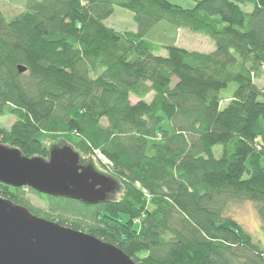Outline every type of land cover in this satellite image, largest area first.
<instances>
[{
    "label": "trees",
    "instance_id": "16d2710c",
    "mask_svg": "<svg viewBox=\"0 0 264 264\" xmlns=\"http://www.w3.org/2000/svg\"><path fill=\"white\" fill-rule=\"evenodd\" d=\"M22 4L8 18L0 1V116L17 119L0 127V142L48 158L49 141L62 138L96 157L123 193L90 205L0 183V196L137 264H264V247L227 212L252 200L264 228V92L255 82L264 0ZM118 7L130 9L135 30L106 24ZM183 29L215 49L179 46Z\"/></svg>",
    "mask_w": 264,
    "mask_h": 264
},
{
    "label": "water",
    "instance_id": "95a60500",
    "mask_svg": "<svg viewBox=\"0 0 264 264\" xmlns=\"http://www.w3.org/2000/svg\"><path fill=\"white\" fill-rule=\"evenodd\" d=\"M26 66H19L20 73ZM48 158L25 156L0 142V183L75 199L90 205L111 198L115 179L82 164L71 144L53 146ZM0 264H137L97 236L33 214L0 196Z\"/></svg>",
    "mask_w": 264,
    "mask_h": 264
},
{
    "label": "rangeland",
    "instance_id": "374dc122",
    "mask_svg": "<svg viewBox=\"0 0 264 264\" xmlns=\"http://www.w3.org/2000/svg\"><path fill=\"white\" fill-rule=\"evenodd\" d=\"M0 1H1V7L8 16V18L17 15L18 13H20V10L23 9L22 0H0ZM168 1L190 9L193 8V6L196 4V0H168ZM249 8L250 7H248V9ZM106 24L117 30H122V31L129 29L135 30L137 28L136 24L134 23V19L132 17V12L130 11L129 8L126 9V8L118 7L116 9V12L107 19ZM177 36L178 39L176 43L181 47H187L192 50L197 49L202 52L212 51L215 49V46L212 44V41L207 36L198 33H191L189 30L186 29L180 30ZM161 54L167 55L168 54L167 49H163ZM255 82L258 85V87H260V89L263 90L264 92V68H263V74L261 75L260 78H255ZM234 89H235V84L231 83L227 89H224L222 91L221 95L226 99V101L223 102L224 106L226 103L229 102L230 100L229 97L233 93ZM16 120L17 119L15 115L12 116L6 114L0 116V127L3 129L9 128ZM64 144H66L64 139L59 137L51 139L49 141L50 146L53 145L59 147ZM214 152L217 157H220L222 152V145L217 146ZM81 159H82V164L93 165L95 170L99 171L100 173L102 174L104 173L106 175L110 174L109 170L106 169L104 166H102L96 157L83 154ZM114 186H115L113 190L114 192L111 195L112 199L120 197L123 193L122 187L118 182V180L115 181ZM29 196L32 205L37 207L46 206V204L39 196H36L35 194H29ZM227 212L233 218H236L240 222L243 228L249 231V233L253 236V238H255L256 242L258 241L259 244L264 247V228L262 227L261 219L258 216L257 206L252 200L249 199L234 200L229 203Z\"/></svg>",
    "mask_w": 264,
    "mask_h": 264
}]
</instances>
